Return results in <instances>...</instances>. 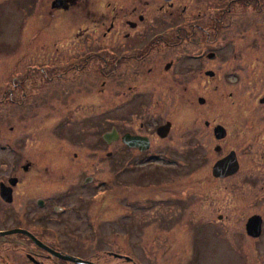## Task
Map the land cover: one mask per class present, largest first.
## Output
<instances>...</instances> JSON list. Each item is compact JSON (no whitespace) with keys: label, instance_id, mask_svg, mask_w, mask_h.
<instances>
[{"label":"flooded vegetation","instance_id":"flooded-vegetation-1","mask_svg":"<svg viewBox=\"0 0 264 264\" xmlns=\"http://www.w3.org/2000/svg\"><path fill=\"white\" fill-rule=\"evenodd\" d=\"M4 1L11 3L10 0H2L0 5ZM28 5L31 11L25 18L23 35L32 42L33 47L30 53H27L30 58L25 59L28 61L25 65L27 73L21 78L22 75L18 74L22 69L16 68L18 64L9 61L0 64V90L5 87L0 94V113L5 111L4 109L8 112L7 119H1L0 116V126L2 123L9 125V132L4 134V138H8L9 142L4 145L17 157L10 161L0 160V223H6L9 216L12 218L11 224L14 223L13 219L18 220V226L0 229V233L24 231L0 234V264H96L91 260L94 252L96 255L113 259L116 264H136L126 251L117 253L107 247L113 240L101 239L103 235H100V230L96 228L97 221L100 216L111 217L107 215L111 210L109 198L117 186H112L110 181L98 180L92 175L85 176L82 182L86 183L82 185L99 188L91 199L93 215L89 223L90 227H94L90 233L96 239H78V242L83 251L86 245L91 247L96 244L92 247L93 253L77 255L63 249L72 242L75 244V233L72 235V241L64 239V228L59 232L48 224V208H52L57 216L66 213L68 207L62 204L61 200L74 193L75 185L72 188L69 184L63 193L51 199L46 192L50 165L47 164L49 159L44 158L45 152L40 149L34 160L22 158V142L15 141L12 138L15 135L11 131L15 128L16 131L22 122L20 120L34 114L37 107L42 111L47 110L52 100L59 102L61 106L65 102L67 104L66 114L53 126L52 130L56 134L57 126L64 122L66 124L72 118L83 116V119H91L98 106L100 114L109 122L108 128L100 136L101 145L109 150L120 149L125 154L130 151L134 154L130 161L136 163L135 167L147 165L149 160L157 161L154 159H157L158 155L160 157L161 153L156 147L162 143L156 146V142L170 140L175 130V122L170 117L150 124V118L155 116L153 107L159 101L158 97L163 100L169 98L167 86L172 82L182 86V89L194 80L204 85L223 86V81L229 82L231 75H235L232 83L234 92L229 93L228 97L241 94L248 82L243 85L239 80L242 77L250 79L249 72L259 65H256L257 57L254 54L264 43V0H31ZM61 47H71L75 52L62 59L60 57L64 50L61 49L64 48ZM32 55L42 56L41 61L32 62ZM53 55L57 57L52 58ZM69 58L74 59L72 65L64 70L70 73L69 76H64L63 72H58L57 69L43 67L49 60L60 61ZM208 61H212L211 67L204 66ZM220 63L229 67L226 73L220 72ZM28 79L29 83L25 84ZM174 87L176 86L172 85V89ZM249 97L253 98L252 101L256 100L260 105H264V95ZM197 99L198 102L199 99L204 102L202 97ZM98 100L103 101V105H99ZM31 102L38 103L32 106ZM25 105L29 106L28 110ZM117 110L126 112V115L112 121L114 118L111 115ZM43 115L49 124L53 117L46 112ZM140 118L145 121H138ZM217 126L225 130V136L220 139L214 133ZM202 127L211 134L215 144L212 145L214 155H211L209 160L202 154L192 166L195 172L201 174L195 177L197 182L205 184L209 180L213 183L212 187L216 188L217 184L233 178L248 181L251 176L244 174L248 170L247 165L251 166L253 163V160H247V164L243 158V152L248 150L244 148L238 152L233 149L226 151L223 148L221 143L227 140L229 132L223 122L205 119ZM2 130L5 131V127ZM105 134L107 140L103 138ZM257 136L264 140V130H259ZM124 137H139L141 143L129 145ZM240 138L238 135L235 140ZM49 151L51 154L61 153L59 156L64 158L69 154L68 149ZM113 153L108 152L106 155L112 159ZM169 153L170 149L167 148L164 152L168 159L165 161L167 164L178 162L181 166L188 167L185 160H176ZM189 153L186 148L182 154L188 156ZM230 153L235 155L236 168L231 171H227V168L214 170L216 163ZM76 155L75 152L72 153L73 158ZM160 167L154 162L152 174L156 180L174 176L181 183L184 181L174 172L163 174L164 170ZM172 168L167 166L169 171H173ZM189 170L186 168L188 173ZM61 176L68 178L66 174ZM57 179L60 184L65 181L58 177ZM125 185H120L123 192ZM202 188L206 189L202 185L201 191ZM159 193L160 198L156 194L152 199L154 204L167 205V208L172 209L173 201L166 200L168 191ZM124 198L126 199V196ZM190 202L192 201L186 198L183 212L177 222L189 216L188 225L204 221L215 224L212 219H207V215L200 214L195 208L192 210ZM126 204L128 202L119 205L124 207ZM69 209L75 211V206H69ZM187 212H190L188 216ZM254 215L256 214L248 216L244 223V232L251 239L259 238L264 226V220L261 218L260 235L252 238L247 234L246 222ZM157 222L161 224L163 220ZM182 223L186 221L175 225L185 229L186 226ZM70 228L72 232L75 230V226ZM121 236L125 235L121 233ZM116 241H113L114 246L123 251V240L119 239L121 243ZM136 241L131 246L140 243L139 240ZM169 242L153 239L151 245L156 257L167 256L172 249L177 251L174 242ZM183 250L181 248L178 251L177 257ZM7 252L8 255H5ZM55 253L81 262L63 259Z\"/></svg>","mask_w":264,"mask_h":264},{"label":"rangeland","instance_id":"rangeland-1","mask_svg":"<svg viewBox=\"0 0 264 264\" xmlns=\"http://www.w3.org/2000/svg\"><path fill=\"white\" fill-rule=\"evenodd\" d=\"M10 1L11 3L4 1L0 5V64H5L6 61L18 64L16 68L22 69L18 75H22L21 78H23L27 73L25 65L28 61L25 59L30 58L27 53H30L33 47L32 42L25 39L23 35L24 25H26L24 24L25 18L31 11L28 5L31 0ZM61 48H64L61 49L64 50L60 57L62 59H66L75 52L71 47ZM254 55L257 57L256 65H259L249 72L250 79L242 77L239 80L243 85L244 82H248L241 94L238 93L232 98L228 97L229 93L234 92L232 83L235 75H231L229 82L228 80L223 81V86L204 85L194 80L189 83L188 87L182 89V86H177L174 82L169 83L167 86L169 98L163 100L162 97H158L159 101L154 104L155 116L153 117L156 119L150 118L151 125L153 122L164 121L168 117L175 122V130L171 139L156 142V146L162 143L156 147L161 156L158 155V158L154 159L157 161L154 162L161 166L160 168L164 170L163 174L174 172L175 175L180 176L181 180H184L182 183L174 176L156 180L152 174L154 162L149 160L147 165L135 167L136 163L130 161L134 158V154L130 151L125 154L120 149L109 150L101 145L100 136L108 128L109 122H106L105 116L100 114L98 106L91 119H83V116H79L72 118L66 123L67 125L65 122L59 124L57 134L52 129L54 124L66 114V102L61 106L59 102L52 100L47 110L42 111L37 107L34 114L27 115L24 120H20L22 122L17 130L15 131V128L11 133L15 135L12 137L15 141L22 142V158L34 160L41 149L45 152L44 158L49 159L47 164L50 166L46 178L47 195L54 199V196L63 193L69 184L72 188L75 185L74 193L72 191L73 194L61 200V203L68 207L66 213L63 212L57 216L52 208H48V224L58 229L59 232H62L60 230L64 228L62 232L66 235L63 236L64 239L72 241V235L75 233V244L72 242L70 246L63 247L65 251L77 255H88L93 253L92 247L96 245L93 244L91 247L86 245L83 251L78 242V239H96L90 233L94 227H90L89 223L93 215L91 199L99 188L82 185L86 183L82 182L84 177L92 175L98 180L110 181L112 186L118 187L109 198L111 210L107 215L111 217L100 216L97 221L96 228L100 230V235H103L101 239L117 240L116 242L119 243H121L119 239L123 240L125 243L123 251L114 246L113 241L107 247L117 253L126 251L136 264H158V262L160 264H264V226L261 236L257 239L249 238L244 232V223L251 214L259 215L264 220V140H260L257 136L259 130H264V105H260L256 100L252 101L253 98L249 97V95L254 97L264 95V43ZM54 57L57 56L53 55L52 58ZM31 59L32 62H40L42 56L32 55ZM73 60L70 58L60 61L49 60L43 67L57 69L58 72H63L64 76H69L70 73L64 70L72 65ZM212 64V61H208L204 63V66L211 67ZM224 64L220 63L221 66H218L221 73L229 70V67L225 65L226 68ZM29 80L25 84H28ZM172 85L176 87L172 89ZM4 89L5 87L1 88L0 94ZM198 97H202L204 102L199 103ZM37 103L31 102L30 104L33 106ZM97 103L103 105L104 102L98 100ZM28 108L29 106L25 105V109L28 110ZM4 110L0 113L1 119L8 118L7 109ZM45 112L53 117L49 124L46 116L43 115ZM112 114L111 117L114 118L112 121H116L126 115V112L117 110ZM205 119L223 122L227 126L228 138L221 143L226 151L233 149L240 152L244 148L248 150V152H243L246 163L247 160H253L251 166L247 165L248 170L244 174L251 176L248 181L233 178L217 184L216 188L212 187L213 183L209 180L205 184L201 181L197 182L195 177L201 174L194 171L192 167L194 162L200 159L202 154L207 160L214 155L212 145L215 144V140H212L211 134L202 127ZM137 120L145 121L142 118ZM3 127L5 131L2 130ZM8 127L9 125L3 123L0 126V160L10 161L17 157L13 156L9 147L4 145L9 142L8 138H4V134L9 132ZM249 128L253 130H248ZM238 135L241 138L235 140ZM65 146L67 147L64 148ZM167 148L170 149L169 154L172 158L185 160L188 167L181 166L178 162L167 164L165 161L168 159L164 155ZM186 148L190 152L188 156L182 154ZM50 149H68L69 154H66L65 158L60 157L61 153L51 154ZM73 152L77 154L75 158L72 157ZM108 152H114L112 159L107 157ZM167 166L168 168L172 166L173 171H169ZM186 168L190 169V173L186 171ZM64 174L68 177L67 179L61 176ZM57 177L65 179L64 183L60 184ZM123 183L126 184L125 192L120 187ZM201 184L206 187V189L202 188V191L205 190L208 193L200 190ZM167 191L166 200L173 201L172 209L167 208V205L154 204L152 200L156 194L158 198L161 197L159 192L166 193ZM186 198L192 201L190 202L192 210L195 208L200 214L207 215V219H212L215 224L204 221L196 225H188L190 212H187L188 217H185V220L177 222L183 212ZM123 202H128V204L120 207L119 204ZM73 205L75 211L69 209V206L72 208ZM218 216H220L219 219ZM11 219L9 216L6 223H0V229L18 226V220L13 219L14 223L11 224ZM160 220L163 222L158 224L157 221ZM185 221L186 223H182L186 226L185 229L175 225V223L181 224ZM74 226L75 230L72 232L70 227ZM121 233L125 236H121ZM153 239L168 243L172 241L177 246L175 248L177 251L174 252L172 249L173 251L167 253V256L163 253L165 256L158 258L151 245ZM136 240L140 241V245H145L131 246L137 242ZM107 247L102 246L105 249ZM181 248L184 249L183 253L178 254L177 257ZM93 254L95 255L91 256V260L96 264H116L107 256L96 255L95 252ZM5 255H8V252ZM9 259L8 256L7 260Z\"/></svg>","mask_w":264,"mask_h":264},{"label":"water","instance_id":"water-1","mask_svg":"<svg viewBox=\"0 0 264 264\" xmlns=\"http://www.w3.org/2000/svg\"><path fill=\"white\" fill-rule=\"evenodd\" d=\"M199 102L202 103L203 100L199 99ZM214 133H215V135H216V137L218 139H220V138L225 136V130L222 127H220V126H217L214 129ZM103 138L105 140H107V135L105 134L103 136ZM124 139L128 140L129 145H139V143H141V141H140L141 138H139V137H137V138H134V137L126 138V137H124ZM236 165L237 164H236L235 155H234V153H230L224 159H222V160H220L219 162L216 163V165L214 167V170H222V168H227V171H231V170H234V168H236ZM261 224H262V219H261L260 216H258V215L251 216L246 222L247 234L249 236H251L252 238H257L260 235V233H261ZM15 232H24V231L12 230V231L3 232V233H0V234H9V233H15ZM55 255H58V256H60L63 259H69L71 261L81 262L80 260L73 259V258H71L69 256H61L60 254H57V253H55Z\"/></svg>","mask_w":264,"mask_h":264}]
</instances>
